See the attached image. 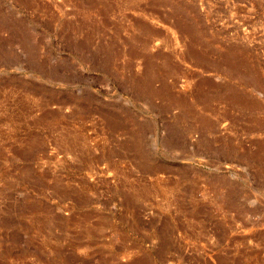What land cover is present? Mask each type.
I'll list each match as a JSON object with an SVG mask.
<instances>
[{
	"label": "rangeland",
	"instance_id": "1",
	"mask_svg": "<svg viewBox=\"0 0 264 264\" xmlns=\"http://www.w3.org/2000/svg\"><path fill=\"white\" fill-rule=\"evenodd\" d=\"M0 264H264V0H0Z\"/></svg>",
	"mask_w": 264,
	"mask_h": 264
}]
</instances>
